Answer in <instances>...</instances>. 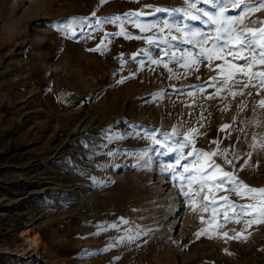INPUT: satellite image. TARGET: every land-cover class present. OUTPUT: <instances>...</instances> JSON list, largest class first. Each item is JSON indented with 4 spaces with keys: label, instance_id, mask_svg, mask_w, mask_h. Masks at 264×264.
I'll list each match as a JSON object with an SVG mask.
<instances>
[{
    "label": "rangeland",
    "instance_id": "1",
    "mask_svg": "<svg viewBox=\"0 0 264 264\" xmlns=\"http://www.w3.org/2000/svg\"><path fill=\"white\" fill-rule=\"evenodd\" d=\"M249 4L256 8H242ZM223 7L242 19L236 32L264 27L257 0ZM130 11L141 15L123 22L125 34L113 35L120 22L96 23ZM205 11L220 8L0 0V264H264V222L229 207L259 200L219 169L207 171L223 183L178 179L184 165L214 161L264 188V83L252 75L264 72L259 56L249 69L217 49L211 61L182 66L181 53H199L185 42L191 31L216 34ZM72 17L88 19L65 27Z\"/></svg>",
    "mask_w": 264,
    "mask_h": 264
},
{
    "label": "snow or ice",
    "instance_id": "2",
    "mask_svg": "<svg viewBox=\"0 0 264 264\" xmlns=\"http://www.w3.org/2000/svg\"><path fill=\"white\" fill-rule=\"evenodd\" d=\"M199 2V0H197ZM204 3H213L217 7L220 8L219 14L218 15H210L207 11L204 12V16L208 17V21H210L213 26L215 27V36H210L206 33L199 32V31H191L185 42L191 44L194 48L199 49L198 56H195L193 53L188 52L187 50L184 53L180 54L181 59H186V62L184 67L189 66V62L194 64L199 61L200 57H205L211 61V58L214 54H216L217 49L223 50L225 48L228 49L229 54L232 57L233 62L239 58V60H242L245 62L246 65H248V68L250 69L252 65L248 64L249 60L255 61V57L258 55L259 56V64L264 65V27L260 28L259 30L255 29H248L247 32H236L234 25L236 23H241V20H232L227 17L226 15V10L223 7L224 3H227L228 0H219V3H217V0H203ZM257 3L261 6L264 7V0H257ZM242 8H249V9H255V5H242ZM157 11H160V9H157ZM95 15V13H93ZM141 13L138 12H126L123 13L119 16L113 15L110 17H102L97 19L96 23L97 25H100L102 23H117L120 22V32L118 33H113V35H119V34H125L123 30V22L127 21L128 23H134V19L136 17H139ZM193 20L199 19L198 16L192 15L190 17ZM87 17L84 18H77V17H72L68 20L67 24L65 27H72L76 23L80 22L82 23L83 21L87 20ZM137 27H140V25H134ZM143 30V29H142ZM180 31H183V29H178ZM74 34V33H73ZM107 35V33H106ZM175 39V37L173 38ZM211 44L212 48H207L205 45ZM96 50V49H93ZM250 51L253 53L252 56L248 55H240L242 52ZM168 53L165 52V55ZM135 58V54L133 55V59ZM173 58L175 59V54H173ZM219 59H223L222 56H217ZM153 63H159V61H153ZM235 67V63L232 65ZM239 72L245 73L244 68H239ZM252 75L261 78L262 83H264V72H258V73H253ZM245 87H248V85H245ZM242 94V93H241ZM262 105H264V101L261 102ZM229 127L228 125H223V128ZM190 131H195V130H190ZM175 130H173L174 134ZM166 139L170 138L169 134H165ZM185 139H187V136H185ZM157 143H160V141H156ZM214 143H218V141H214ZM167 147V145H163ZM255 145H253L254 147ZM184 145H181V148H183ZM261 147H264L262 145ZM200 150H195L194 152H189L188 156H194L195 152H199ZM225 153H227L228 149L224 150ZM111 155V153H110ZM205 157H209L211 155H215V153H203ZM250 155V154H249ZM179 159L177 160V163H179ZM186 159V158H184ZM225 162L226 163H231V161L227 160V157L225 156ZM170 169L172 166H169ZM207 169H219L221 173L223 174L224 178H227V182L230 184L235 185L236 183H239L242 185L243 189L245 190V194L249 196V199L255 201L259 200L260 204L257 206L256 204H247V205H234L230 204L229 207L236 209L237 211L233 212L234 217H238L241 213H245L247 216L252 217V216H259L261 218L260 222H264V188H252L247 185H244L242 181H238L233 177L231 173L224 172L223 169L220 167V165L215 164L214 161H211L207 164L205 167L204 165H201L200 167H189L188 165L183 166V172L188 175H180L178 179L180 180H187L189 185H192L195 183L197 186L203 187L206 184H209L210 179L212 182L215 183H223V180L217 181L215 178V175L213 174L211 177L209 176V173ZM181 188H183V185H181ZM211 190V189H210ZM219 190V189H217ZM185 196H188L189 193H183ZM237 195H241V193L237 190ZM223 199H227L226 197ZM206 204L205 206L207 207V197H205ZM215 203V202H213ZM251 209L252 211L249 212L248 210ZM227 219V217H226ZM121 223L127 224L128 221L124 220L123 218H120ZM109 227H118L116 224L109 225ZM104 230V229H101ZM204 232L203 229L198 231L196 233L197 238ZM98 234V233H97ZM224 235H227L226 233ZM239 238V235L236 237ZM121 240L123 237L120 238ZM128 239H134L132 236H128ZM106 250V249H105Z\"/></svg>",
    "mask_w": 264,
    "mask_h": 264
},
{
    "label": "bare ground",
    "instance_id": "3",
    "mask_svg": "<svg viewBox=\"0 0 264 264\" xmlns=\"http://www.w3.org/2000/svg\"><path fill=\"white\" fill-rule=\"evenodd\" d=\"M27 238L29 239V241H30L31 244H35V245L38 244V245H40L39 242L41 243L39 237H37L35 235H27Z\"/></svg>",
    "mask_w": 264,
    "mask_h": 264
}]
</instances>
